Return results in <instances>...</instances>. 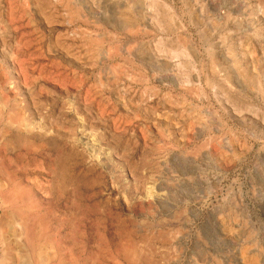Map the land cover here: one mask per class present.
<instances>
[{
  "label": "rangeland",
  "instance_id": "obj_1",
  "mask_svg": "<svg viewBox=\"0 0 264 264\" xmlns=\"http://www.w3.org/2000/svg\"><path fill=\"white\" fill-rule=\"evenodd\" d=\"M0 264H264V0H0Z\"/></svg>",
  "mask_w": 264,
  "mask_h": 264
},
{
  "label": "bare ground",
  "instance_id": "obj_2",
  "mask_svg": "<svg viewBox=\"0 0 264 264\" xmlns=\"http://www.w3.org/2000/svg\"><path fill=\"white\" fill-rule=\"evenodd\" d=\"M3 241V240H2Z\"/></svg>",
  "mask_w": 264,
  "mask_h": 264
}]
</instances>
